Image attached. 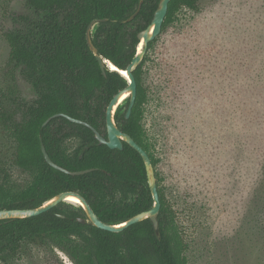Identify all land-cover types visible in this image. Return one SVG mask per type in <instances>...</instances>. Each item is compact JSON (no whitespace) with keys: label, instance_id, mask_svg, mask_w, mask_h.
<instances>
[{"label":"trees","instance_id":"trees-1","mask_svg":"<svg viewBox=\"0 0 264 264\" xmlns=\"http://www.w3.org/2000/svg\"><path fill=\"white\" fill-rule=\"evenodd\" d=\"M159 1L144 0L130 22L123 21L136 11L139 0H25L27 12L9 13L12 27L4 31L9 53L5 84L0 88V133L10 144L7 148L13 162L30 179L26 184H16L8 170L0 166V209L37 207L64 191L82 194L107 223L125 221L153 206L145 163L135 148L126 142L122 149L110 148L99 143L90 127L53 115L65 113L82 119L107 136V106L129 82L108 67L103 72L87 43V27L94 19H108L98 23L92 40L103 59L125 69L137 53V34L151 23ZM199 1L171 0L163 29L175 22L181 9L199 10ZM156 41L149 43L148 50ZM261 55L254 56L259 69L251 68L256 61L246 64L248 68L237 65L246 70L238 69L231 76L236 83L231 101L235 131L241 122L247 131L245 154L235 148V158H242L245 164L250 202L256 205L259 200L264 210V48ZM148 60L147 51L133 71L138 87L130 116L126 117L127 98L125 110L121 112L118 107L115 120L148 152L156 167L161 161L157 154L160 137H155L145 122L151 100L150 87L144 83ZM18 72L33 89L36 98L32 103L20 94ZM70 138H78L80 143L68 156L63 153L62 144ZM41 141L59 165L73 171L92 170L73 175L51 166ZM156 177L161 239L149 218L113 232L90 222H79L77 217H85L84 209L60 202L35 216L0 220V254H15L24 241L43 238L75 264H190L178 211L157 170ZM117 193L134 198L121 205L99 199V194L114 198Z\"/></svg>","mask_w":264,"mask_h":264},{"label":"rangeland","instance_id":"rangeland-1","mask_svg":"<svg viewBox=\"0 0 264 264\" xmlns=\"http://www.w3.org/2000/svg\"><path fill=\"white\" fill-rule=\"evenodd\" d=\"M13 11L27 12L25 0H0V88L9 53L4 31L12 27ZM156 40L144 79L151 93L145 122L160 137L155 170L178 211L188 262L264 264V210L259 200L250 202L245 164L235 158V148L245 154L247 131L242 122L235 131L231 101L236 87L231 76L246 70L237 65L248 68L256 61L251 68L259 69L254 56L264 48V0H200L199 10L181 9ZM18 74L20 94L32 103L33 89ZM119 107L123 112L126 101ZM1 136L0 143L7 144H0V166L14 183L26 184L29 175L13 162ZM79 143L65 140L63 153L71 155ZM133 198L99 194L101 202L119 205ZM0 264L75 263L50 241L36 238L15 254H0Z\"/></svg>","mask_w":264,"mask_h":264},{"label":"water","instance_id":"water-1","mask_svg":"<svg viewBox=\"0 0 264 264\" xmlns=\"http://www.w3.org/2000/svg\"><path fill=\"white\" fill-rule=\"evenodd\" d=\"M170 1L171 0H160L157 6V9L154 12V16L151 20V23L145 29L138 32L137 36L140 40V43L143 44L142 48L139 49V45H140L139 43L137 47L138 50H137L135 57L132 59L128 67L125 69L118 68L115 64H113L109 60L103 59L102 55H100L97 47L95 46L92 40V32L94 31L98 23H100L102 20H108V19L107 18L94 19L89 23L87 27V30H86L87 43L91 51L96 55L102 67L103 72L106 73V68L108 67L110 70L118 71L129 82L125 88H123L116 95H114V97L111 99V101L109 102L107 106V109H106L107 136L102 135L94 126H92L90 123L82 119L72 117L65 113H57L53 115V116H65L73 122L80 123V124L90 127L94 131L95 137L98 139L99 143L107 144L110 148L122 149L124 146L123 145L124 142H126L127 144L135 148L141 154L144 160V163H145L148 183H149V187H150L153 199H154L153 206L150 209L146 211H142L128 218L125 221H122L119 223H107L99 218V216L96 214L94 209L88 203L87 199L82 194L78 192H74V191H64L52 197L51 199L47 200L42 205L37 206V207L0 209V220L11 219V218H26V217L35 216V215L41 214L51 209L52 207L58 205L60 202H66V198H68L69 196H76L82 202L81 207L84 209V212H85V217H77V220L79 222L81 223L90 222L96 227L106 229L109 231H113V232H119V231L126 229L131 224H134L136 222L149 218L151 219L153 223L154 230H155L157 237L161 239L160 224L158 220V215H159L160 207H161V201H160V196H159V191H158L155 167L153 165L152 159L150 155L148 154V152L141 145H139L129 134L125 133L124 131L120 129V127L118 126L115 120V114H116L118 107L124 101H126L127 98H129V106H128V110L126 113V117L128 118L131 114L132 108L135 104V100L137 96V87H138L133 71L138 65L142 63L145 57V54L148 51L149 43L155 40L162 33L163 23L168 13V7H169ZM143 2L144 0H139V5L136 11L132 15H130L127 19H125L123 22L132 21L137 16V14L140 12ZM110 63L114 65L116 68L113 69ZM124 71L126 72V75H124L123 73ZM19 76H21L20 72L18 74V77ZM125 94H127L126 95L127 97L121 103L122 98ZM46 123L47 121L45 122V124ZM41 146H42V151L44 153L46 161L51 166L63 172L73 174V175H78V174H84L92 170V169H86V170L73 171L66 167H63L59 165L58 163H56L55 161H53V159L47 152V149L43 141H41ZM59 216L65 217L62 214H59Z\"/></svg>","mask_w":264,"mask_h":264},{"label":"bare ground","instance_id":"bare-ground-1","mask_svg":"<svg viewBox=\"0 0 264 264\" xmlns=\"http://www.w3.org/2000/svg\"><path fill=\"white\" fill-rule=\"evenodd\" d=\"M142 43H140V45H139V49H141L142 48ZM110 65H111V67L113 68V69H115L116 67L114 66V65H112L111 63H110ZM124 73V75H126V72L124 71L123 72ZM127 94H125L124 96H123V98H122V101H121V103L126 99V96ZM66 201H69V202H72V203H75V204H78V206H81L82 205V202L80 201V199L78 198V197H76V196H69L68 198H66Z\"/></svg>","mask_w":264,"mask_h":264}]
</instances>
